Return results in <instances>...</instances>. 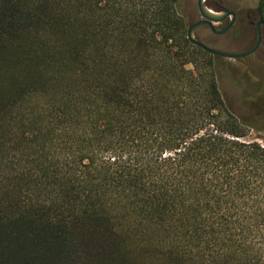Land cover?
I'll use <instances>...</instances> for the list:
<instances>
[{"label": "trees", "instance_id": "1", "mask_svg": "<svg viewBox=\"0 0 264 264\" xmlns=\"http://www.w3.org/2000/svg\"><path fill=\"white\" fill-rule=\"evenodd\" d=\"M187 34L174 0H0V264H264V144Z\"/></svg>", "mask_w": 264, "mask_h": 264}, {"label": "rangeland", "instance_id": "2", "mask_svg": "<svg viewBox=\"0 0 264 264\" xmlns=\"http://www.w3.org/2000/svg\"><path fill=\"white\" fill-rule=\"evenodd\" d=\"M174 3L183 11L187 25V20L200 19L197 0H174ZM231 39L230 36L223 39L225 48ZM249 43L248 40L242 41L241 46L231 53H241ZM212 62L227 107L249 126L248 138L264 144V63L258 58L233 60L215 57Z\"/></svg>", "mask_w": 264, "mask_h": 264}, {"label": "flooded vegetation", "instance_id": "3", "mask_svg": "<svg viewBox=\"0 0 264 264\" xmlns=\"http://www.w3.org/2000/svg\"><path fill=\"white\" fill-rule=\"evenodd\" d=\"M259 1L260 0H207L206 6L209 9H212L214 11H223V12L230 11L235 13V22L233 26L225 34H218L215 31L224 30L228 26V24L232 21V18H227L221 24H215L214 25L215 31L212 27L207 25L199 27L195 30V36L197 40L214 51L229 53V54H234L231 53V51L237 50V47L241 46L242 41L248 40L250 41L249 45L245 47L242 51L245 52L251 49L252 46L255 44L258 35V29H259L258 27H260L262 33L261 46L259 47L257 52L249 58H258L264 63V18L260 11ZM201 20H202L201 16L200 19L198 20H193V21L187 20L188 30L191 26H193L194 24H196ZM227 36H230L232 39L228 42L225 48L223 44L224 43L223 39L226 38ZM220 40L223 42H221ZM230 44H232V46H230ZM206 53L215 58H221L212 55L208 52Z\"/></svg>", "mask_w": 264, "mask_h": 264}, {"label": "water", "instance_id": "4", "mask_svg": "<svg viewBox=\"0 0 264 264\" xmlns=\"http://www.w3.org/2000/svg\"><path fill=\"white\" fill-rule=\"evenodd\" d=\"M206 1L207 0H198L197 1V6H198V10L200 13V16L202 18L201 21L197 22L196 24H194L193 26H191L188 30V35L187 38L188 40L200 47L201 49H203L204 51L215 55L217 57H221V58H225V59H233V60H241V59H246L251 57L252 55H254L257 50L259 49V47L261 46V38H262V33L260 30V27H258V35H257V40L255 42V44L252 46L251 49L245 51V52H241V53H234V54H229V53H222V52H218V51H214L210 48H208L207 46H205L204 44H202L201 42H199L195 36V30L199 27H202L204 25L210 26L214 29L215 31V24H221L223 23L227 18H232V21L228 24V26L222 30V31H215L218 34H225L234 24L235 22V13L233 12H223V11H214L212 9H209L206 6ZM260 26V24H259Z\"/></svg>", "mask_w": 264, "mask_h": 264}]
</instances>
